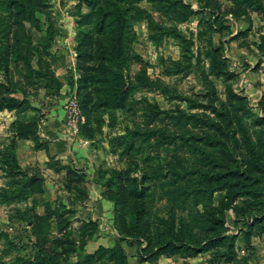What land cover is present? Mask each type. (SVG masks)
<instances>
[{"label":"trees","instance_id":"16d2710c","mask_svg":"<svg viewBox=\"0 0 264 264\" xmlns=\"http://www.w3.org/2000/svg\"><path fill=\"white\" fill-rule=\"evenodd\" d=\"M227 2L233 5L232 13L238 19L247 16L244 9L264 14V0ZM88 4L91 9L88 20L93 29L89 36L82 38L78 49L82 63L78 78L79 106L82 113L87 112L81 136L93 139L89 113L96 114L98 131L104 115L108 117V127L113 126L115 111L132 117L131 127L125 128L124 134L115 137L110 145L123 167L97 174V182L104 189L101 197L113 204L115 245L83 255L87 241L98 231L95 222H80L75 237L70 220L60 215L59 210L49 211L48 205L42 214L16 209L15 217L30 226L34 252L29 258L20 256L17 245L0 231V264H128L123 243L135 248L138 263H154L160 257L193 259L218 247L226 252L227 262H235L234 237L226 234L224 226V213L231 203L244 199L243 208H233L236 219L251 216L252 222L245 223L242 234L248 246L254 227L260 225L259 229L264 230V202L259 200L264 183V117L253 120L249 126L251 134L245 126L247 100L228 86L226 100L221 102L210 82L209 102L175 95L186 104L187 111H163L145 99H134V93L138 89H158L168 96L169 89L160 81L152 82L145 67L134 77L129 74L132 65L143 64L133 50L136 24L146 25L152 45L157 47L165 39H171L184 44L186 50L192 42L185 38L178 25L198 16L203 9L214 18L210 30L221 31L225 29L222 20L229 14L228 10L223 11L213 0H204L197 11L183 0H90ZM35 9L30 2L0 0V72L6 81L0 82V112L29 110L26 101L12 97L18 85L7 78L10 57L18 58L21 52L11 54L10 46L3 39L10 30H4L1 25L13 15L31 16ZM248 32L249 29L243 30L234 39ZM46 37L49 42V31ZM14 39L19 38L14 35ZM259 40L257 48L264 55V35ZM219 54L215 48L206 52L208 76L229 81L228 63ZM188 66L189 63L181 66L178 61L170 60L164 66L163 75L185 76L191 68ZM15 71L24 79L32 73L27 68ZM194 110L201 112L192 113ZM10 126L17 140L38 138L34 124L13 122ZM34 148L44 150L45 144L44 148L37 144ZM53 171H64L63 187L67 192L76 190L81 197H86L79 186L86 180L84 173L71 166L64 169L57 166ZM0 172L5 180L0 188V205L24 203L33 194L43 192L44 179L39 171L21 168L14 142L0 149ZM218 192H225V201L214 206L212 198ZM160 201L166 202L163 215L157 205ZM52 218L56 219L54 233L50 229ZM74 255L80 260L73 263L70 259Z\"/></svg>","mask_w":264,"mask_h":264},{"label":"rangeland","instance_id":"374dc122","mask_svg":"<svg viewBox=\"0 0 264 264\" xmlns=\"http://www.w3.org/2000/svg\"><path fill=\"white\" fill-rule=\"evenodd\" d=\"M22 1L30 2L36 6L31 16L24 14L26 17L21 16L20 18L13 15L8 22L1 25V28L10 30L7 38L3 39L10 46L11 54L18 50L21 52L18 58H13V55L10 57L12 60L8 67L10 73L7 78L18 85V91L12 97L26 101L29 110L23 113L0 112V149L12 142L15 145L21 144L18 145L19 152L17 154L21 168L31 169L34 172L39 171L44 183L43 192L33 194L26 202L0 205V231L6 233L10 240L17 245L20 256L29 258L34 252V239L29 234L30 226L15 217L16 209H30L37 214H42L48 205L47 210L49 211L59 210L60 215L70 220V228L75 232L76 237L80 221L83 220L78 217L83 215L82 212L78 213L84 207L83 202L90 197L99 200L102 196L104 189L97 182V174L111 168L120 169L123 167V163L112 151L110 145L115 137L124 134L125 128L131 127L132 117L130 114L125 115L120 111H115L113 126L108 127V117L104 115V123L101 125V131H98L96 129L97 116L94 113H89L91 120L89 128L94 130V136L93 139H86L81 136V127L87 123L85 114L87 112L83 110V113L81 111L80 113L84 122L78 124L76 135L72 133L67 124L66 106L73 100L79 105L81 100L78 92V78L81 75L78 49L82 38L89 36L93 29L90 20H88V15L91 12L88 4L90 0ZM213 1L219 4L223 11L228 10L229 12L222 20V27L225 29L211 31L209 27L214 18L207 13L208 11L202 9L198 16L190 20L192 24H189V21L178 28L185 38L192 42V46L186 50L184 44L171 39H165L156 47L148 41V31L144 23L134 26L137 38L133 43V50L142 58L143 64L132 65L129 70L130 76L134 77L139 70L145 67L146 75L152 82L160 81L163 87L169 89L168 96H164L158 89H138L134 93V99H145L156 104L163 111L176 109L187 111L186 104L176 99L175 95L189 97L196 102H209L211 99L210 82L214 86L218 100L224 102L226 100L225 90L229 86L233 93L243 96L247 100V105L244 107L247 112L245 126L252 134L250 124L253 120L264 117V55L257 48L260 42L259 37L264 35V14L244 9L247 16L238 19L232 13L234 8L230 2L227 0ZM198 2L204 3V0H198ZM199 6L201 5H198L197 10L200 9ZM156 19L158 20L159 17L156 16ZM246 29H249L247 34L234 39L237 34ZM48 31L51 36L49 42L46 37ZM14 35H17L19 39H14ZM211 48L219 49V55L228 63L227 66L231 74L229 81L208 76L209 60L205 54ZM187 50L189 51L187 52ZM188 57H190L189 61H187ZM24 60L27 62L26 65ZM170 60L178 61L181 66H187L189 63L188 67L191 68L185 76H164V66L167 67ZM26 68L32 72L28 79H24L15 71V69L23 71ZM206 75V80H204ZM0 82H6L2 72H0ZM213 102L216 106L217 103ZM54 112L57 115H53ZM191 112L199 114L201 111ZM136 120L139 121V117ZM13 122L34 124L37 140L30 139L29 143H20V140L15 139V135L11 133L10 125ZM60 123L64 134H66L65 142L69 151L82 152L84 160L75 162L69 159L53 161L48 159L43 164L25 163L32 157L27 155L26 151H37L34 148L36 144L44 148V144H46L44 134L48 130L56 128V124L58 126ZM57 166L62 169L71 166L85 174L86 180L79 186L80 190L82 189L86 193V197H81L76 190L67 192L64 189V171L60 173L53 171ZM84 166H87V169ZM4 182L0 172V188L4 186ZM243 200L241 198L231 203L224 213L226 234L234 237L235 262H227L226 252L218 247L198 255L196 258L187 259L189 261L183 262V264H264V230L259 229L260 225L255 226L248 246L244 242L242 234L245 232V223H249L251 216L248 214L245 219L235 218L233 208H243ZM259 200L264 202V183ZM224 201L225 192L213 195L212 204L214 206H218ZM164 204H166L165 201H160L157 204L162 215ZM259 208L262 209V207ZM103 210L100 208L98 217L104 218L101 215ZM96 213L97 210H95L94 216ZM55 221L56 219L52 218L50 223L53 233L56 226ZM99 221L100 224L103 223L102 220L99 219ZM99 232L105 234L106 230H99ZM122 246L127 252L128 247L124 243ZM1 247L2 242L0 241ZM134 251V247L128 250L129 254ZM73 260L80 259L73 257Z\"/></svg>","mask_w":264,"mask_h":264},{"label":"crops","instance_id":"0c3cea01","mask_svg":"<svg viewBox=\"0 0 264 264\" xmlns=\"http://www.w3.org/2000/svg\"><path fill=\"white\" fill-rule=\"evenodd\" d=\"M183 2L185 4H189L191 6L192 10L197 11L198 9V5H203V2H198V0H183ZM199 6V7H201ZM192 20V19H190ZM189 20V21H190ZM188 21V22H189ZM187 23V22H185ZM182 23V24H185ZM180 24V25H182ZM189 24H192V21L189 22ZM178 25V28L179 26ZM2 115V114H1ZM53 115H57L56 112H54ZM59 115V114H58ZM63 118V117H62ZM51 120H54L51 118ZM59 120V119H58ZM57 120V121H58ZM61 120V118H60ZM62 124L60 123V125L57 126L56 124V128H53L52 130H48L46 132V134H44L45 137V141H46V146L44 150H39V151H34V150H28L27 155H31V160L28 159V161H26L25 163H34V164H43L45 162L48 161L49 158H53L54 160H65V159H69L70 161H83V154H81L82 152L76 151V152H70L67 144H66V134H64L63 129H62ZM14 135V134H13ZM29 143V141H20V143ZM17 145V144H16ZM18 145H21L18 143ZM18 145L16 147V155L19 152V148ZM20 150L21 147H20ZM17 159L18 156H17ZM19 162V160H18ZM20 164V163H19ZM21 165V164H20ZM85 169H87V166H84ZM87 172V171H86ZM92 181H94V179H92ZM97 187H100L98 185H96ZM84 207H82V211L78 212V213H83V215H79L78 217L83 219L80 222H95L97 224L98 227V231L97 233L92 237V239H90L89 241H87L86 245L84 246V250H83V255L86 254H92L94 252H96L99 248H105V249H110L115 245L116 239H117V233L115 231V229L113 228V223H112V211H113V204L107 200L102 199L101 197L99 198V200H96L95 198H88L86 199L84 202ZM98 207L97 209L94 207ZM100 208H103L104 212L103 215L104 218H100L98 217V212H100ZM95 210H97L96 215L94 216V212ZM86 213V214H85ZM100 220L103 221L102 224H100ZM99 230H106L105 234L100 233ZM133 247H128L127 249L130 250ZM127 250V252H128ZM126 252V249H125ZM127 262L128 264H183V262H187L189 260H184L181 259L179 257H172V258H166V257H160L156 262L154 263H149V262H144V263H138L137 261V257H136V251L131 252L129 254V252L127 253ZM74 258L77 259V256L74 255ZM70 262H76V260H73V257L70 259Z\"/></svg>","mask_w":264,"mask_h":264},{"label":"built area","instance_id":"2783aa9c","mask_svg":"<svg viewBox=\"0 0 264 264\" xmlns=\"http://www.w3.org/2000/svg\"><path fill=\"white\" fill-rule=\"evenodd\" d=\"M66 111L68 115L67 124L70 126L72 133L76 135L78 132V124L84 122L78 103L74 100L69 102L66 106Z\"/></svg>","mask_w":264,"mask_h":264}]
</instances>
